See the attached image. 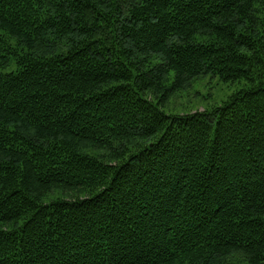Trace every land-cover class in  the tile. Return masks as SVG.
<instances>
[{"label":"trees","instance_id":"obj_1","mask_svg":"<svg viewBox=\"0 0 264 264\" xmlns=\"http://www.w3.org/2000/svg\"><path fill=\"white\" fill-rule=\"evenodd\" d=\"M0 264H264V0H0Z\"/></svg>","mask_w":264,"mask_h":264},{"label":"rangeland","instance_id":"obj_2","mask_svg":"<svg viewBox=\"0 0 264 264\" xmlns=\"http://www.w3.org/2000/svg\"><path fill=\"white\" fill-rule=\"evenodd\" d=\"M244 87L245 82L224 83L218 77L204 76L189 89L174 95L165 105L164 111L168 114H184L210 109Z\"/></svg>","mask_w":264,"mask_h":264}]
</instances>
